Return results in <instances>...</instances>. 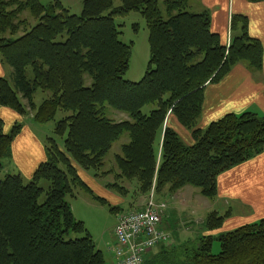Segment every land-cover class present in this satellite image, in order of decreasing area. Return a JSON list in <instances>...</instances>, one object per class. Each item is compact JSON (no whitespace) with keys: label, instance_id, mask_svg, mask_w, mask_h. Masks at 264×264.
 Wrapping results in <instances>:
<instances>
[{"label":"trees","instance_id":"obj_1","mask_svg":"<svg viewBox=\"0 0 264 264\" xmlns=\"http://www.w3.org/2000/svg\"><path fill=\"white\" fill-rule=\"evenodd\" d=\"M190 1L83 0L80 15H72L59 0L48 6L40 0H0V61L10 67L14 84L13 89L0 77V264H106L66 197L74 188L92 193L82 173L106 167L118 142L111 168L103 172L113 174L114 183L105 188L121 197L130 190L146 196L131 210L144 208L150 197L167 209L153 192L174 198L186 188L213 203L219 176L264 152L263 115L231 113L198 127L206 86L238 64L261 72L264 49L248 34L242 14L231 15L230 42L223 44L211 30L209 11L190 12ZM130 12L143 17L148 31L149 60L138 83L124 80L131 45L120 41L115 24L116 16ZM37 91L50 97L36 105ZM150 105L156 109L145 114ZM2 109L21 119L9 134ZM58 111L65 116L55 123L54 135L64 138L63 146L48 139L46 159L27 183L19 174L2 176V161L26 118L43 124L54 121ZM170 115L190 133L191 144L168 126ZM40 181L49 184L42 204ZM110 211L117 224L129 209ZM226 218L211 211L198 220V231L186 223L192 233L184 243L161 246L143 264H264V218L218 233Z\"/></svg>","mask_w":264,"mask_h":264},{"label":"crops","instance_id":"obj_2","mask_svg":"<svg viewBox=\"0 0 264 264\" xmlns=\"http://www.w3.org/2000/svg\"><path fill=\"white\" fill-rule=\"evenodd\" d=\"M202 3L213 10L211 30L220 36L223 44L230 42L231 15L242 14L248 19V34L252 38L258 39L264 49V2L252 4L246 0H202ZM245 112L264 116V57L261 72H253L243 64H238L218 83L206 86L198 127L204 129L209 123L226 114ZM1 114L4 117L6 115L17 118L14 121H21L17 114L7 109H2ZM30 118L27 119V123L22 124V131L12 145V147L14 146V163L20 166L23 171L28 166L26 171L28 178L31 177L38 163L43 162L46 158L41 143L42 141L44 148V141L31 131L34 124H30L32 122ZM167 122L168 126L178 132L186 144L192 143L190 133L180 127L171 115ZM217 189L216 200L218 203L215 205L214 202H207L203 205V201L197 202L189 208L191 217L196 215L202 220L211 211L227 215L218 233L227 232L264 218V152L221 174L217 180ZM184 190H188V188ZM184 190L174 197L173 204L175 206L178 200L182 203L181 198L188 197L189 200H193L195 192L189 190L184 193ZM163 201L167 204V209L163 217L162 228L168 232L163 222L168 216L169 203L166 202L167 200ZM190 233H192L191 229L184 228L182 234L184 238L181 237V243L186 241ZM172 235L174 234H171L170 238ZM114 243L113 238L111 246L106 248V256L102 252L106 264H111L114 261ZM160 248L161 246L157 250ZM153 253L155 254V251Z\"/></svg>","mask_w":264,"mask_h":264},{"label":"rangeland","instance_id":"obj_3","mask_svg":"<svg viewBox=\"0 0 264 264\" xmlns=\"http://www.w3.org/2000/svg\"><path fill=\"white\" fill-rule=\"evenodd\" d=\"M55 0H40V3L44 6H48L52 4ZM62 5L67 8L72 15H80L82 11V2L83 0H59ZM114 6H119V2L115 1ZM159 7L162 15L166 18L165 15V7L163 3L159 2ZM190 12H198L201 10H208L210 15L212 16L213 10L207 8L202 3V0H191L189 3ZM35 22L32 20V24L30 26H34ZM115 24L118 26V30L120 34V41L125 45H131V54L129 57V66L128 70L124 76V80L132 83H138L143 78L145 71L147 69V64L149 60V47H148V31L146 28V23L143 17L137 12H130L123 16L115 17ZM65 36L61 38L63 40ZM0 77L6 78L12 88L14 89V84L11 79V69L9 66L0 61ZM28 77L31 79L32 74L31 71H28ZM50 97L49 93L37 91L34 95V104L39 105L42 101L48 99ZM23 103L24 101L21 100ZM156 109L155 106L150 105L146 106L142 111L145 114H148L150 111ZM28 111V109H26ZM2 115V114H1ZM65 115L63 112L58 111L54 121H50L43 124H36L30 122V124H34L31 128V131L43 142L42 149L43 152L45 150V146L48 145V139H54L58 146L62 147L64 138L58 137L54 135V126L55 123L61 120ZM4 118V132L9 134L12 127L14 126V120L17 118H11L5 115ZM28 118H26L27 121ZM119 142L115 144L109 154L105 159L106 167L98 171H87L83 172L81 176V180L86 183L88 188L92 191V193H87L85 190L81 188H74L72 195H68L66 197L67 202L71 206L72 213L77 221L83 223L85 229L89 233L90 237L94 241L96 248L101 250L105 256L107 255L106 248L110 247L113 243V232L116 225V217L113 212L110 211L112 207H120L122 210H131L135 209L139 206V203L146 199L145 197H140L137 192L130 190L129 193L125 197H121L115 190H108L105 188V185L114 183V175L113 174H105L103 172L109 170L111 168L110 161L112 160V156L118 151ZM14 155V146L11 148V153L8 158L3 159L2 161V176L5 175H21L22 179L25 183L29 182V179L26 175V171L28 170V166L25 167V171L21 169L20 166L15 165L13 160ZM46 156V151L45 155ZM46 159V158H45ZM42 162V161H41ZM39 162L38 165L41 163ZM37 165V166H38ZM35 170V169H34ZM34 172V171H33ZM32 172V173H33ZM39 186L44 189V192L39 198V204H42L46 198V191L48 189V182L40 181ZM194 191L195 196L193 200H189L188 197H184L182 200V204L180 200L177 201L175 206V199L170 198L168 195L159 194L156 196L155 192H153L155 196V201L167 200L169 203L168 206V216L167 219L164 220L163 225L169 232V234H174L170 238V242L165 244V247H169L174 243L176 246L181 244V237L184 238L182 234L184 233V228L186 223H192L191 225L194 227V230L198 231L202 227V224L198 220V216L194 215L191 217V212L189 208L197 202L203 201V205L205 203L211 201L204 199L200 196L197 190L193 188H188L186 191ZM149 195V193H148ZM147 195V197H148ZM93 196L100 197L106 201L105 205L101 204L96 199L92 198ZM119 202V203H117ZM216 205L218 200L213 201ZM219 209V208H218ZM220 210V209H219ZM210 212V211H209ZM206 214V213H205ZM208 214V213H207ZM207 215H205L206 217ZM169 218V219H168ZM204 219V218H203ZM173 238V240H172ZM178 239V240H177ZM187 239V238H186ZM184 241V240H183ZM156 249L153 251H158ZM213 254L219 252V243L217 241L213 242ZM151 253V252H150Z\"/></svg>","mask_w":264,"mask_h":264},{"label":"built area","instance_id":"obj_4","mask_svg":"<svg viewBox=\"0 0 264 264\" xmlns=\"http://www.w3.org/2000/svg\"><path fill=\"white\" fill-rule=\"evenodd\" d=\"M164 204L155 205L150 197L139 210L123 212L114 228V261L111 264H143L157 246L170 242V235L161 227Z\"/></svg>","mask_w":264,"mask_h":264},{"label":"bare ground","instance_id":"obj_5","mask_svg":"<svg viewBox=\"0 0 264 264\" xmlns=\"http://www.w3.org/2000/svg\"><path fill=\"white\" fill-rule=\"evenodd\" d=\"M155 256V255H154Z\"/></svg>","mask_w":264,"mask_h":264}]
</instances>
